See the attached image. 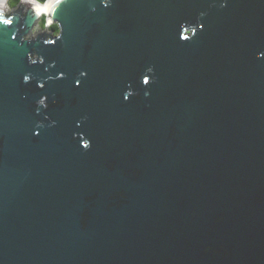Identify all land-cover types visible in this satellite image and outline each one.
Here are the masks:
<instances>
[{
  "label": "water",
  "instance_id": "obj_1",
  "mask_svg": "<svg viewBox=\"0 0 264 264\" xmlns=\"http://www.w3.org/2000/svg\"><path fill=\"white\" fill-rule=\"evenodd\" d=\"M9 5L0 264H264V0Z\"/></svg>",
  "mask_w": 264,
  "mask_h": 264
},
{
  "label": "clouds",
  "instance_id": "obj_2",
  "mask_svg": "<svg viewBox=\"0 0 264 264\" xmlns=\"http://www.w3.org/2000/svg\"><path fill=\"white\" fill-rule=\"evenodd\" d=\"M4 2H5V0H0V5H2ZM25 2H27V0H25ZM224 2L226 3V0H224ZM49 3L50 4L51 3L59 4L60 3V0H49ZM101 3L105 7H107L110 4V0H101ZM223 6H224V3L221 4V7H223ZM39 10H42L44 12H47V9H39ZM201 15H204V13H201ZM0 18H2V17H0ZM46 24L47 25H52L53 24L52 19L51 18H48L47 21H46ZM57 29L59 31V25H57ZM33 31H35V29H33ZM57 34H58V32H57ZM258 57H264V52L258 53ZM32 60H33V62L35 61V56L32 57ZM41 60H42V58H41ZM26 79H27V77H26ZM146 80H147V77H143V83L144 84L146 83ZM145 95H148V93H145ZM125 98L126 99L128 98V95L127 94H125ZM45 99H46V97H41V99L38 101V103L41 104V105H44L46 107L47 105L45 104ZM217 219L219 220L220 217H218ZM205 251H208V247L205 248Z\"/></svg>",
  "mask_w": 264,
  "mask_h": 264
},
{
  "label": "snow or ice",
  "instance_id": "obj_3",
  "mask_svg": "<svg viewBox=\"0 0 264 264\" xmlns=\"http://www.w3.org/2000/svg\"><path fill=\"white\" fill-rule=\"evenodd\" d=\"M0 19H2V18H0ZM3 23H4V24H8V23H10V21L4 19V20H3ZM199 28L202 29V28H203V25L200 24V25H199ZM192 31H193V33H195L196 30L193 29ZM184 38H187V37H183V39H184ZM13 39H15V37H13ZM41 63H43V59L41 60ZM81 75H82V76H86L87 73H81ZM26 77H27V79H26ZM63 77H64V73H63V72H60L58 78H63ZM143 77H147V80H146V83H145V84H148V83H149V76L145 74V75H143ZM30 78H31V77H30L29 75H24L23 80H24L25 82H28V81L30 80ZM80 83H81V80H80V79L75 80V85H76V86H79ZM39 87L43 88V87H44V84L41 83ZM124 99H125V100H128L129 98L126 99L125 96H124ZM37 134H38V133H37ZM81 143H82V146H83L84 148H86V149L89 148V142H88V141H82Z\"/></svg>",
  "mask_w": 264,
  "mask_h": 264
},
{
  "label": "trees",
  "instance_id": "obj_4",
  "mask_svg": "<svg viewBox=\"0 0 264 264\" xmlns=\"http://www.w3.org/2000/svg\"><path fill=\"white\" fill-rule=\"evenodd\" d=\"M17 1H18V0H15V1H14L15 4L18 3ZM39 1H41V2H45L46 0H39ZM45 24H46V17L44 16V17L42 18L41 22H40V25L45 26ZM51 28H52V29L55 28L56 30H58V29H57V25H53Z\"/></svg>",
  "mask_w": 264,
  "mask_h": 264
},
{
  "label": "bare ground",
  "instance_id": "obj_5",
  "mask_svg": "<svg viewBox=\"0 0 264 264\" xmlns=\"http://www.w3.org/2000/svg\"><path fill=\"white\" fill-rule=\"evenodd\" d=\"M6 4H7V0L2 4L3 6H4V8H6ZM44 5V4H43ZM43 5H41V9H47V5H45V6H43Z\"/></svg>",
  "mask_w": 264,
  "mask_h": 264
},
{
  "label": "flooded vegetation",
  "instance_id": "obj_6",
  "mask_svg": "<svg viewBox=\"0 0 264 264\" xmlns=\"http://www.w3.org/2000/svg\"><path fill=\"white\" fill-rule=\"evenodd\" d=\"M14 1H15V0H9L10 5H12V6L16 5ZM20 1H21V0H18L17 2L19 3Z\"/></svg>",
  "mask_w": 264,
  "mask_h": 264
},
{
  "label": "rangeland",
  "instance_id": "obj_7",
  "mask_svg": "<svg viewBox=\"0 0 264 264\" xmlns=\"http://www.w3.org/2000/svg\"><path fill=\"white\" fill-rule=\"evenodd\" d=\"M5 1H6V0H5ZM9 6H11V7H12V5H9ZM11 7H8V9H9V10H11ZM37 30H39V29H37Z\"/></svg>",
  "mask_w": 264,
  "mask_h": 264
}]
</instances>
